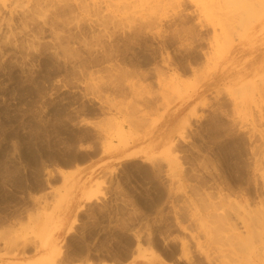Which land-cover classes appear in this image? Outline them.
<instances>
[{"label": "rangeland", "instance_id": "374dc122", "mask_svg": "<svg viewBox=\"0 0 264 264\" xmlns=\"http://www.w3.org/2000/svg\"><path fill=\"white\" fill-rule=\"evenodd\" d=\"M100 160L53 261L264 264V0H0V264Z\"/></svg>", "mask_w": 264, "mask_h": 264}, {"label": "crops", "instance_id": "0c3cea01", "mask_svg": "<svg viewBox=\"0 0 264 264\" xmlns=\"http://www.w3.org/2000/svg\"><path fill=\"white\" fill-rule=\"evenodd\" d=\"M180 109H175L170 112L166 118L158 123V125H177L179 118H176ZM106 161H101L99 164H86L78 171L67 170L65 172L74 173V179L68 184L72 186V190L69 192V195L65 202L61 205L58 215L53 223L54 228L48 232L46 235L47 244L42 250L40 255H31L30 259L27 261H10L8 264H58L57 261H53L52 249L53 241H60L63 237L68 236L74 227V220L78 216L81 209L92 199V192L89 189L90 183L94 180V175L98 172V168L104 165ZM60 239V240H59ZM56 246V245H55ZM73 264H98L90 262L89 260H82ZM99 264H114V263H99ZM123 264H163L157 260H151L147 257H143L141 254H135L131 260Z\"/></svg>", "mask_w": 264, "mask_h": 264}, {"label": "bare ground", "instance_id": "6f19581e", "mask_svg": "<svg viewBox=\"0 0 264 264\" xmlns=\"http://www.w3.org/2000/svg\"><path fill=\"white\" fill-rule=\"evenodd\" d=\"M72 232V231H71Z\"/></svg>", "mask_w": 264, "mask_h": 264}]
</instances>
